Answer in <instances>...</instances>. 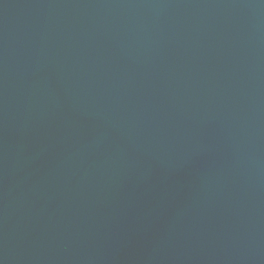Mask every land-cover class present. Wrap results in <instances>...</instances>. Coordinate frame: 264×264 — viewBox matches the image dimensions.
Returning a JSON list of instances; mask_svg holds the SVG:
<instances>
[{"label":"water","instance_id":"95a60500","mask_svg":"<svg viewBox=\"0 0 264 264\" xmlns=\"http://www.w3.org/2000/svg\"><path fill=\"white\" fill-rule=\"evenodd\" d=\"M0 264H264V0H0Z\"/></svg>","mask_w":264,"mask_h":264}]
</instances>
